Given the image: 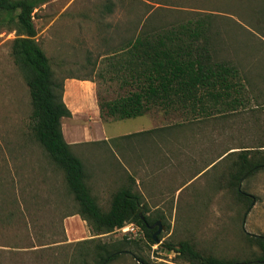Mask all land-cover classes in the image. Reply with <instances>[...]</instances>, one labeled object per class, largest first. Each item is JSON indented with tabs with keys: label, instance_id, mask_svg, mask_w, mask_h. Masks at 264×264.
<instances>
[{
	"label": "rangeland",
	"instance_id": "obj_1",
	"mask_svg": "<svg viewBox=\"0 0 264 264\" xmlns=\"http://www.w3.org/2000/svg\"><path fill=\"white\" fill-rule=\"evenodd\" d=\"M130 1L47 0L34 11V22L54 76L63 81V92L65 77L94 76L97 83L94 111L61 121L65 140L73 143L71 150L81 158L97 203L102 210L109 209L113 193L122 186L140 192L146 214L154 222L160 220L162 229L156 235L160 242H149L139 227L136 233L115 228L93 235L90 225L74 213L77 205L67 192L63 171L31 129L28 86L11 55L15 31L0 25V244L20 246L0 249V264H98L99 245L123 249L103 264H142L136 255L148 264H188L163 245L177 247L183 240L202 252L229 258L251 259L257 252L243 232L264 234V169L240 182L253 200L244 220L237 217L244 204L229 186L226 159L194 174L225 148L264 145V0H163L170 8L207 5L217 10L216 55L239 67L245 101L226 118L173 127L170 132L162 129L183 120L182 115L153 110L149 114L153 131L124 139L121 136L133 131L141 119L101 118L96 110L98 97L116 96L109 76L117 55L105 53L125 47L138 34L133 21L144 20L148 8ZM175 17L180 13L153 15L156 22ZM142 142L147 147L137 148L136 143ZM187 152L192 164L180 157L184 161L177 167L180 153ZM6 209L15 212L7 223Z\"/></svg>",
	"mask_w": 264,
	"mask_h": 264
},
{
	"label": "trees",
	"instance_id": "obj_2",
	"mask_svg": "<svg viewBox=\"0 0 264 264\" xmlns=\"http://www.w3.org/2000/svg\"><path fill=\"white\" fill-rule=\"evenodd\" d=\"M46 1L0 0V25L16 34L11 42V55L28 86L33 135L50 160L63 171L67 192L73 195L77 205L74 213L90 225L93 235L108 233L132 222L154 244L149 227L154 221L146 214L147 205L142 194L130 186H122L113 193L109 209L102 210L87 184V173L81 158L65 140L61 121L71 117L72 113L63 100V81L55 78L49 58L37 40L34 22V11ZM130 2L143 3L148 7L143 13L144 20L133 21V29L139 32L125 42V47L105 55H117L110 63L112 76L131 79L134 89L112 98L98 97L101 118L120 120L136 117L153 107L167 114L179 112L183 120L162 129L170 132L171 128L186 124L213 123L226 118L244 104L245 84L239 67L235 62L216 55L215 42L219 37L214 12L217 10L207 8V5L194 6L192 10L170 8L163 5V0L152 1L157 5L146 0ZM111 5L105 4L104 7L110 9ZM170 11L180 13V17L163 22L153 19L155 14ZM151 131L148 129L121 137H141ZM216 139L212 136V140ZM219 158L227 161L229 186L233 188L237 200L244 204L242 213L237 211V217L244 220L253 200L241 190L240 182L264 169V145L239 147L237 150L225 148L194 176L209 165L213 167ZM14 214L13 210L6 209L4 221L7 223ZM243 238L257 247L251 259L205 253L187 240L180 241L177 247L169 242L163 245L175 251L188 264H264V234L243 232ZM124 239L128 238L124 236ZM3 246L9 250L20 249L14 244ZM97 249L102 251H96L98 264L113 260L123 250H110L103 245L97 246ZM136 259L148 264L142 256L136 255Z\"/></svg>",
	"mask_w": 264,
	"mask_h": 264
},
{
	"label": "crops",
	"instance_id": "obj_3",
	"mask_svg": "<svg viewBox=\"0 0 264 264\" xmlns=\"http://www.w3.org/2000/svg\"><path fill=\"white\" fill-rule=\"evenodd\" d=\"M109 82L110 84L114 86L116 90L114 93L116 96L125 94L129 90L134 89L133 85L130 84L131 79L125 78V76H119V77L109 76ZM95 97H97V83L94 80V76L93 77H65L63 100L65 104L68 106V108L71 110L72 116L89 113L90 110L94 111L93 109L95 108H93V102H94ZM87 101H89L90 103L88 104ZM153 110L160 111L159 109L153 107L152 109L148 110L143 115L131 117V118H125V119H138V118L141 119V121L138 122V124L135 126V129L133 131H129V133L141 132V131L150 129V124H152V121H150L149 114ZM96 111L97 113H99L98 108ZM164 132H166V130ZM142 143L140 144L136 143L137 145L136 147L146 148L147 146L144 145V142ZM69 144H73V143H69ZM131 144L132 142L128 143L129 146H131ZM189 155H188V152L186 154L180 153L179 158L177 160L178 161L177 167H180V165L183 164L184 159H181L182 157H185L186 162H188L190 166V164H192V159H191L192 155L191 156ZM175 158H176V154H175ZM3 247H4L3 244H0V248H3Z\"/></svg>",
	"mask_w": 264,
	"mask_h": 264
},
{
	"label": "built area",
	"instance_id": "obj_4",
	"mask_svg": "<svg viewBox=\"0 0 264 264\" xmlns=\"http://www.w3.org/2000/svg\"><path fill=\"white\" fill-rule=\"evenodd\" d=\"M124 233H136L138 230V226L132 222L125 223L122 227H120Z\"/></svg>",
	"mask_w": 264,
	"mask_h": 264
},
{
	"label": "water",
	"instance_id": "obj_5",
	"mask_svg": "<svg viewBox=\"0 0 264 264\" xmlns=\"http://www.w3.org/2000/svg\"><path fill=\"white\" fill-rule=\"evenodd\" d=\"M157 226L155 232L152 234V239L154 240L155 243H159L160 240L159 238L156 236L162 229L161 224H160V220H157L156 222H154L153 224L149 225L150 228Z\"/></svg>",
	"mask_w": 264,
	"mask_h": 264
}]
</instances>
